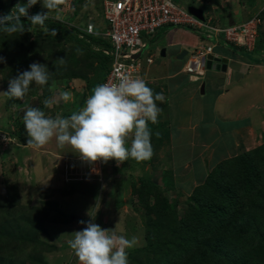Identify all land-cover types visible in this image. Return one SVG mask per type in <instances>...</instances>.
<instances>
[{"label":"trees","instance_id":"obj_1","mask_svg":"<svg viewBox=\"0 0 264 264\" xmlns=\"http://www.w3.org/2000/svg\"><path fill=\"white\" fill-rule=\"evenodd\" d=\"M84 1L68 0L73 15L67 21L58 15L60 11L53 10L43 26L33 25L27 17H21L25 30L23 33L6 31L7 27L16 22L15 19L0 24V57L6 60L5 63H0V83L7 89L9 78L29 70L31 63L47 65L50 72L48 83L40 86L33 82L24 96L27 98L31 96V92L40 89L36 101L42 102L39 108L47 111L43 101L53 98L54 92L58 90H53L55 81L84 82L85 86L76 104L62 105L67 109L61 114L65 117L84 105L91 89L104 80L112 62V57L102 50L112 48L110 39L95 33H86L85 28L89 22L85 21L87 14L78 17L81 22H85L84 26L74 20ZM201 1L204 11H211L213 4L220 3L219 0ZM17 3L26 4L25 0H0V16L8 13L15 16L16 8L14 12H10V7ZM38 12L45 11L33 5L28 16ZM260 17L264 23V10ZM45 28H55L57 35H46ZM263 30L264 26L261 25L257 52L264 48ZM242 52L243 55L247 54ZM59 58H64L66 63L59 65ZM183 74L185 76L187 73ZM187 75L189 78L190 74ZM146 77L152 78L147 75ZM146 85H152L154 94H160L159 86L155 87L148 80ZM164 86L167 87V84ZM4 96L9 108L13 104H20L24 99ZM34 104L35 102L30 107H36ZM24 110L20 114L22 122L16 123L10 136L19 144L28 145L23 125ZM203 125L207 124H199ZM235 140L239 143L235 144L238 145L236 154L232 152L219 157L218 162L197 185L192 183L191 186L178 187L188 191L182 208L178 201L180 194L183 195L180 189L173 197L167 195V188L173 189L174 185L162 188L148 178L132 183L131 200L140 216L142 237L141 242L127 250L128 264H264V138L261 143L248 149L243 138L237 136ZM223 142L222 146L226 144V139ZM165 174L171 177L172 170L168 169ZM5 183L7 191L0 193V264H48L45 253L54 249V246L45 239L44 242L39 241L38 230L44 227V233L47 232L46 221L68 222L73 217L65 212L60 213L62 220L59 215L55 218L49 216L53 205L48 199L52 195L51 188L44 190V200L39 205L31 206L21 202L16 183ZM115 198V204L120 207L124 201L122 198L118 199L117 191ZM42 219L44 226L42 223H39V228L33 226ZM4 222L7 224L3 225ZM22 223L29 225L21 227ZM10 224L15 226L17 234L11 233ZM5 229L6 232H3ZM131 229H135V223ZM124 233L126 234L125 231ZM131 237L137 238L129 235V239Z\"/></svg>","mask_w":264,"mask_h":264},{"label":"rangeland","instance_id":"obj_2","mask_svg":"<svg viewBox=\"0 0 264 264\" xmlns=\"http://www.w3.org/2000/svg\"><path fill=\"white\" fill-rule=\"evenodd\" d=\"M100 1L101 0H85L81 5L78 16H76L74 20L81 26H84L85 22H81L78 17L85 13L88 17L85 21L93 23L96 32L104 33L108 25L103 19ZM243 1H246L249 6H254V8L257 4H264V0H219V4H213L214 9L212 13L217 19H215L212 24L216 26L220 24L223 25L221 19H218L220 18L218 14L223 18L231 12V16L234 19L235 17L237 18L236 15L238 14L236 8H239V6L243 4ZM67 2L68 0H63V3L54 9L56 12L60 11L58 15L66 21L73 15L72 6H69ZM177 2L186 9L188 5L192 3L205 10L201 0H178ZM25 3L27 4V0H25ZM35 6L47 12V9L42 6V0H38ZM14 9L15 4L10 7V12H14ZM27 11L30 12L31 7L28 8ZM52 12L53 10L49 13ZM222 15L224 16L222 17ZM89 18H91V20H87ZM66 25H68L67 22ZM205 31L206 29L204 28L199 31L191 26L190 28L164 26L158 29L153 35L145 34V39L150 41L148 47H146L140 57V62L143 64V76L147 75L153 77L156 75L154 72H156L160 84H168V82L174 81L175 84L182 83L185 85L191 83L189 79H186L188 78L187 74H185V76H178L175 80H165L163 83V78L158 76L167 74L170 71L179 70L182 66L183 61L177 60L171 55V52L175 53L183 47L179 45L180 42L191 45L199 43L204 46L212 43L210 39L199 36V32ZM163 47L166 48L165 57H161L160 55V50ZM218 47L219 46H217V48ZM227 54L229 55V53ZM255 54L256 53H253V55ZM150 56H152L153 60L151 64H148L146 60ZM232 60H235L234 55H232ZM249 60H251V57L247 59V61ZM261 63L264 64V59H262ZM230 67H232L231 64ZM260 67L263 68V65ZM257 72L258 75H260L259 72L264 73V69L259 68ZM234 76L236 78H233L230 83L226 84V87L230 90L232 88L236 90H234L232 95L227 94L223 96L221 101H226L220 104V106L214 107L218 112L223 114V117L225 116L226 120H217L212 131H209L207 125L196 127V132H194L196 133L195 135L189 133L186 127H183L186 119L183 115L180 116L181 110L178 107L181 88H176L173 91V88L170 89L168 87V90V88L159 86L161 89L160 95L166 97L162 98L163 100L157 103V106L161 109V113L158 116V123L152 125L159 126L160 123L164 127L165 134L169 137V141H165L159 151L161 156L159 157L158 154L155 153L152 156L153 160L150 159L141 162L129 158L122 163L123 166L118 165V161H116V169H111L112 166L105 167L107 174H109V179L104 181V185L94 180L97 175L102 173V171L98 173L101 169L98 165H95V168L91 169L92 171L86 168L83 169V165H80L83 171L79 170L78 166H69L66 168V165H69L74 157L79 156V154L73 152L69 146L60 149L57 147L54 139L49 144L39 149L30 147L29 145H21L16 142V140L10 136V132L15 129L17 122H22L20 115L22 114L21 110L27 109L34 102L36 107L39 108V106H41L42 102L36 101V98L40 95V89L31 92V96L24 98L20 104H13L9 108L5 102L4 96L7 87L0 83V193H5L7 191L5 181L7 183H16L21 202L25 205L37 206L44 200V190L51 188L52 195L48 197V199L52 201L53 205L49 211V216L55 218L59 215V217H61L60 213L65 212L66 215H70L76 220L74 221L72 218V220L68 222H58L57 220L46 221V233H44L43 227L44 220L42 219L43 221L39 220V222H35L33 226L38 228L41 226L39 223L43 224V229L37 232L38 240L44 242L45 239L47 243L51 242L55 246L50 252L45 253L46 261L49 264H67L69 262V256L73 252H68L67 255L65 250L67 249V240L69 241L72 239L73 234L66 235V231L81 230L85 225L78 222L81 220L86 221L89 218V220H92L102 228L106 229L108 227L110 231H115L117 234H122L127 238H129V235L136 236L137 242H141L142 228L139 223L140 216L134 209V203L131 200L133 197L131 195L132 183L141 178H148L152 180V182L158 183L162 188L170 184L174 185L176 189L175 187L173 189L167 188L168 197H173L178 192V189H180L178 188L180 185L183 187L193 185L192 181L194 177L197 178L195 184L201 182L203 179L202 177L206 175L208 170L214 167L220 159L219 157L227 155L228 153L234 152L236 154V152H238V145L236 146L235 144L239 143H236V134L232 128H241L246 124V121H237L235 119H247L250 124H254L257 128V130L256 128L250 129L251 131L249 130L251 141L249 144H246V146L253 147L261 143L264 135L262 132L260 133V129L264 126V122H262L263 124L261 127L259 126L261 125L260 121L264 119V79H256L257 75L256 78H253V76L250 77V75L244 77L243 71H238V73L235 71ZM199 79L200 80L196 81L194 85L200 83L201 86L203 78L199 76ZM150 81L153 82V80L149 78L148 82L151 83ZM53 85V90H55L54 88L58 89L53 95V98L56 99V103H54L51 108L46 109L47 111L45 112L46 115L54 118L66 112V107L62 106L64 103L69 106L76 104L85 84L81 80L72 82L63 80L59 82L55 81ZM200 86L199 93L202 94L200 92ZM149 88L153 89V86L151 85ZM63 91L72 92L73 100L69 102L60 100L59 95ZM207 91L206 89V93ZM215 92L216 91L207 93L206 98L208 101H213ZM210 105L207 111H209ZM228 111H233L234 113L229 114ZM184 114H186L185 111ZM207 115H209V112ZM149 124H151V122H149ZM228 125H231V127L226 128ZM220 132L223 133L218 138L216 135ZM224 139H226V144L222 146V141ZM204 153L205 156L203 159L202 155ZM67 155H69L68 158ZM68 162L69 164H67ZM172 167H175L174 171ZM177 168L183 169L180 171ZM168 169L172 170L171 177L165 174ZM81 172L84 174H81ZM180 190L183 192V195L180 194L178 201L182 208L186 201L188 191L182 187ZM115 191L118 193V199L122 198L124 201L120 207L115 204ZM92 215L93 217H91ZM133 223H135L134 230L131 229ZM2 224H7V222ZM20 225L22 227L29 224L24 225L22 223ZM115 227H117V230ZM9 228L12 234H17L13 224H10ZM3 232H6V229ZM10 237L13 238L11 235ZM64 243H66L65 246H63ZM58 247H60V249ZM27 264L29 263L27 262ZM74 264H78V261H75Z\"/></svg>","mask_w":264,"mask_h":264},{"label":"clouds","instance_id":"obj_3","mask_svg":"<svg viewBox=\"0 0 264 264\" xmlns=\"http://www.w3.org/2000/svg\"><path fill=\"white\" fill-rule=\"evenodd\" d=\"M37 2L38 0H27V4L22 5L17 3L15 5V16L9 13L0 16V24L15 19L16 22L6 28V31L9 33H23L25 31L21 23V17H27V20L33 25L43 26L45 21L49 19V12L63 3V0H42V6L47 9V12H38L28 16V8L37 4ZM198 8L203 11V19L197 18L208 26L203 27L207 32H199V36L206 39L209 37L212 41L209 45H213V49L212 53L207 54L205 57L203 72L198 74L196 79H192V73L184 70L185 61L192 46L180 42L184 44V49L187 50L182 59V71L190 74L189 81L195 82L200 80L199 76L203 78L205 72L208 70L221 72V70L206 68L208 55L227 59V69L221 73L227 72L230 58L232 60L231 54L236 56V60H240V57H246L247 59L251 57V60L247 61L246 59V61L256 63L257 65H264L261 63L262 59H264V48H261L260 52H257L258 49L256 50L257 42L260 41L259 29L261 25L264 26L260 17V13L264 10V4L258 12L241 22H223V25L220 24L219 26L212 24L217 19L214 17L212 10L204 11L201 7ZM228 15H231V12L226 16ZM218 16L221 18L220 14ZM254 18L258 19L255 27V36L248 43L243 34L236 37L234 35L230 37L226 36L227 30L230 27H242L243 24ZM88 20H91V18ZM203 28H197L196 30L200 31ZM44 31L46 35L53 37L57 35L55 28L51 30L45 28ZM240 31L238 28L237 34ZM217 46L219 47L217 48ZM235 47L241 49V54L235 50ZM77 51L78 53L80 52V50ZM242 51H245L247 54L243 55ZM253 53L256 54L253 55ZM5 62V58L0 57V63ZM58 63L59 65H64L66 61L64 58H59ZM28 67L29 70L19 72L16 76L9 78L8 89L4 92L5 95L10 98L23 99L33 82L40 86L48 83L50 72L47 65L33 62ZM142 78H133L127 74H123L113 82L95 85L90 95L85 99L84 105L72 111L66 117L57 115L53 118L46 115L45 111L38 107H28L24 110L23 115V125L28 138L27 144L30 147L39 149L54 139L57 147L60 149L69 146L79 156L74 157L70 164L68 162L67 164L69 165H66V168L78 166L81 171L85 168L92 171L91 169L95 168V165H98L101 168L98 173H101V171L102 173L97 175L94 180L100 182L102 185H104V181L109 179V174H107L106 170L105 173L103 169V167H106L104 164L107 161L115 160L123 163L129 158L135 159L138 162L150 160L154 152L149 122L151 124L158 123L161 109L157 106V102L161 101L162 97L159 93L154 94L153 90L146 85L148 79L146 75L143 76V71ZM59 99L64 102L72 101L73 94L70 91H63L60 93ZM54 103H56L55 98H46L43 101L45 108H51ZM157 135L159 134L157 133ZM80 165H83V169H81ZM114 168L116 169V166ZM81 174L84 173L81 172ZM78 223L85 226L81 230L74 231L73 238L68 241L69 247L78 260V264H128L127 250L136 245L137 240L135 237L129 239L122 234H117L115 231L102 228L92 220H88L87 222L81 220Z\"/></svg>","mask_w":264,"mask_h":264},{"label":"built area","instance_id":"obj_4","mask_svg":"<svg viewBox=\"0 0 264 264\" xmlns=\"http://www.w3.org/2000/svg\"><path fill=\"white\" fill-rule=\"evenodd\" d=\"M100 7L103 19L108 25L106 31L96 32L91 23L87 24L85 30L86 33L109 38L112 43L111 49H102L105 54L112 57L110 68L102 83L113 82L123 74L142 78L143 64L140 57L150 41L145 39V34L153 35L164 26H191L195 29L208 27L176 0H101ZM257 21L258 19L254 18L242 27H230L226 36L236 37L243 34L248 43L255 36ZM238 28L241 31L237 34ZM212 49L213 45L196 44L191 47L184 70L192 73V79H196L198 74L203 72L205 57L212 53ZM152 60L150 56L146 62L151 63Z\"/></svg>","mask_w":264,"mask_h":264},{"label":"crops","instance_id":"obj_5","mask_svg":"<svg viewBox=\"0 0 264 264\" xmlns=\"http://www.w3.org/2000/svg\"><path fill=\"white\" fill-rule=\"evenodd\" d=\"M262 6H263L262 4H257V6L254 8V6H249L246 1H243V4L241 6H239V8H236L237 14H238V15H236L237 18L235 17V19H234L231 15H228V16H225L227 20L225 19V17L220 18V19H221L222 23L223 22L233 23V21L241 22L242 20L247 19L248 17H250L254 13L258 12ZM222 19H224V20H222ZM179 45H181L183 47L181 49L177 50L175 53L171 52L172 53L171 55H173L175 58L180 53V51H182L185 48L184 44L180 43ZM235 50L239 54H241L240 48L235 47ZM165 55H166V51H165ZM231 57H232V54H231ZM234 57H236V56H234ZM230 64L232 65V67H230ZM228 66L229 67H228V70L226 73H221L220 71H215V70H208L205 72L204 77H203V82H202V83H204V91H205L204 94L199 93L200 83L198 85H194L195 82H192V81H190L191 83H188L185 85L182 84L181 82H180L181 84H179V83L175 84V81L174 82H168L167 87H165L164 84H161V86H163L164 88H168V87L170 89L173 88V91L176 88H178V89L181 88L180 98L178 100V107L181 110L180 116L183 115L184 118L186 119L184 121L185 125L183 127H186V129L189 133L195 135L196 133H194V132H196V127H198L199 124H201V123L207 124L209 126V131H212L214 129V126H215V123L217 120H223V121L226 120L225 116L223 117V114L221 112H218L217 109H215V108L220 106V104H222L223 102L226 101V100L221 101L223 96H225L227 94L232 95L234 90H236L235 88H232L230 90L229 88L226 87V84L230 83L233 78H236L234 76L235 71L237 73H238V71H243L244 77L250 75V77L253 76V78H256V75H257L256 79H260V80L264 79V76H263L264 73L259 72L260 75H258V72H257L259 70V68L264 69V65H263V68H261L260 66H262V65H257L256 63L247 62L246 60H243V58L240 57V60L239 59L231 60V58H230ZM182 70H183V64L179 70L170 71L167 74H163V75H160L158 77L163 78L162 83L165 80H167V81L171 80V79L175 80V78L178 76H184V75H182L184 73ZM154 74H156V76L158 75L156 72H154ZM147 79H149V78L147 77ZM150 79L153 80V82L150 81L152 84H154L155 86H160L157 77H155V78L152 77ZM169 88H168V90H169ZM206 89L208 90L207 93L212 92V91H216L213 95V101L207 100ZM161 97L165 98L166 96L161 95ZM161 100H163V99H161ZM209 105L211 107H210L209 111H207V108ZM183 110L186 112V114H184ZM208 112H209V115H207ZM228 113L232 114L234 112L228 111ZM235 120H237V121L245 120L246 121V124L243 127L238 128V129H236L234 127L232 129H234L233 131L236 134L235 137L240 136L241 138L244 139L243 141H244L245 145L249 144L251 141V137L249 136V130L256 128L255 125L250 124L247 119H240L239 118V119H235ZM260 122H261V125L259 127L262 126V124H263L262 122H264V119L261 120ZM228 127H231V125H228L226 128H228ZM149 128L151 129V132H152L151 143H152V147H153V152H154V154L157 153L158 156L160 157L161 153H159V151H160L161 147L163 146L164 142L169 141V137H167V134H165L164 127L160 123H159V126L149 124ZM256 130H257V128H256ZM260 130H261L260 133L262 132V134L264 135V126L261 127ZM157 133L159 135H157ZM222 133L223 132H221L219 135H217V137L219 138ZM223 143L224 142L222 141V144ZM248 148H250V147L246 146V149H248ZM202 156L204 159L205 153ZM116 164L117 163L115 160H109L104 165L106 167L112 166L111 168H114L116 166ZM118 165L123 166V164L120 163L119 161H118ZM181 165H183V164H181ZM172 168L174 171L175 167H172ZM177 169L181 171V169H183V168H177ZM104 172H105V168H104ZM202 178H204V177H202ZM195 181H197V178L194 177L192 183L194 185H197L199 182L197 184H195ZM91 217H93V215ZM73 220L76 221L75 218H73ZM84 220H86V219H84ZM88 220H86V222ZM106 229H108V227ZM73 232H74V230H72V231L68 230V231H66V235L67 234H73ZM65 245H66V243L63 244V246H65ZM53 246H54V244H53ZM54 248H55V246H54ZM58 248L60 249V247H58ZM67 249L65 250L67 255H68V252L69 253L73 252L71 250V248L69 247L68 240H67ZM62 250H64V249H62ZM75 261H78V260L74 256V254L72 253L69 256V262L67 264H74Z\"/></svg>","mask_w":264,"mask_h":264},{"label":"water","instance_id":"obj_6","mask_svg":"<svg viewBox=\"0 0 264 264\" xmlns=\"http://www.w3.org/2000/svg\"><path fill=\"white\" fill-rule=\"evenodd\" d=\"M187 9L190 13L194 14L196 17L203 19V11L200 8H198L194 5H188ZM165 51H166L165 47L161 48L160 55L164 57ZM186 53H187V50L183 49L176 56V58L179 60H182ZM206 68L207 69L221 70V71L225 72L227 69V59L226 58H217V57H213L212 55H208L207 61H206ZM200 92L204 93V83H201Z\"/></svg>","mask_w":264,"mask_h":264}]
</instances>
